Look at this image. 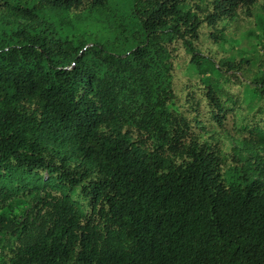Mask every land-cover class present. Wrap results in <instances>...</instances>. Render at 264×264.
<instances>
[{
  "label": "trees",
  "instance_id": "1",
  "mask_svg": "<svg viewBox=\"0 0 264 264\" xmlns=\"http://www.w3.org/2000/svg\"><path fill=\"white\" fill-rule=\"evenodd\" d=\"M0 264H264V0H0Z\"/></svg>",
  "mask_w": 264,
  "mask_h": 264
},
{
  "label": "rangeland",
  "instance_id": "2",
  "mask_svg": "<svg viewBox=\"0 0 264 264\" xmlns=\"http://www.w3.org/2000/svg\"><path fill=\"white\" fill-rule=\"evenodd\" d=\"M245 39H251V48L248 46L239 47V42L234 41L232 47L237 48L241 54H245L246 57L258 60L262 55V49L259 44V41L255 37L254 32H248L244 35ZM62 151H66L65 148H61ZM247 153H250L249 151ZM13 217L17 221L27 220L28 223L33 221V216L30 210H28L27 204L25 202L20 203L17 209L15 210Z\"/></svg>",
  "mask_w": 264,
  "mask_h": 264
}]
</instances>
